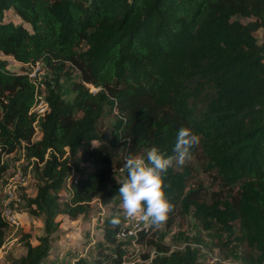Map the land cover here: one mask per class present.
<instances>
[{"label": "trees", "instance_id": "16d2710c", "mask_svg": "<svg viewBox=\"0 0 264 264\" xmlns=\"http://www.w3.org/2000/svg\"><path fill=\"white\" fill-rule=\"evenodd\" d=\"M261 30L264 0H0V180L10 170L5 157L23 147L42 184L24 201L31 215L44 217L45 227V236L36 245L26 242V255L12 264H47L59 218L78 219L95 200L108 205L120 197L114 174L125 158L153 146L171 155L181 127L200 137L191 158L206 163L219 190L190 188V165L169 169V225L191 215L205 231L231 236L238 223L236 240L246 247L242 263L264 264ZM38 62L53 77L46 74L37 91L25 65ZM67 67L80 74L70 89L61 83L70 76ZM37 94L45 95L50 111L40 123L41 138L33 141L36 117L29 113ZM112 116L106 139L99 125ZM83 164L91 171L82 174ZM73 171L78 183H71L63 207L61 193ZM114 217L103 220L97 255L79 256L74 264L121 262L122 253L116 260L109 251L120 250L115 236L121 224L113 227ZM9 229L0 211V249ZM146 237L141 240L156 250L150 264H199L200 249L189 246L185 232L174 237L187 244L183 249L154 233Z\"/></svg>", "mask_w": 264, "mask_h": 264}, {"label": "rangeland", "instance_id": "374dc122", "mask_svg": "<svg viewBox=\"0 0 264 264\" xmlns=\"http://www.w3.org/2000/svg\"><path fill=\"white\" fill-rule=\"evenodd\" d=\"M16 22V21H15ZM16 24H18L16 22ZM29 28V26H27ZM261 42H264V30L258 33ZM8 61V65L15 70H20L17 63L12 58H4ZM29 69L28 66H25ZM45 68V67H44ZM47 74L46 68L44 69ZM69 77H63L61 83L64 87L70 89L75 82L80 81V74L75 70L67 67ZM48 75V74H47ZM45 77V76H44ZM48 77L52 79L51 73ZM91 89V87H90ZM92 91V89H91ZM98 91V89L96 90ZM66 99L73 101L74 95H66ZM115 117L107 118L99 125L101 134L109 138L112 123ZM35 138H41V129L37 125ZM38 141V140H37ZM147 151L138 153L137 156H145ZM26 152L20 148L14 154L8 155L6 159L10 164V170L7 174L8 179L16 173V167L23 170L29 176V186L25 189V195L34 198L37 195L38 188L42 185L37 178L34 163L26 158ZM201 158H191L186 165H190L193 169L192 178L190 180V188H198L203 185L208 190H219L217 184H214V179L211 175L204 171V165ZM185 165V166H186ZM175 167L176 170H183L184 167ZM92 167L85 164V171L90 172ZM116 174V173H115ZM114 179L122 181V175H115ZM71 194L69 182L64 186L61 193V205L64 207L68 203ZM86 209L87 214L80 216L78 219L63 215L59 218L62 221L61 228L57 235L54 236L52 242V257L47 264H52L59 259L66 264H71L79 256H85L89 259L94 258L100 246L104 242L102 228L103 220L111 216L113 213L120 219L123 218L122 200L120 197L114 198L108 205H102L98 200H95ZM20 226L15 229L11 228L7 232V239L4 246L0 249V264H12V261L26 255V242H31L36 245L38 238L45 236L44 217H34L30 214L25 202L16 209ZM179 232H185L192 240L190 243L198 246L200 249L199 264H243L241 255L245 251V246L236 240L239 236V224L235 225L233 235H220L216 232L205 231L201 224L197 222L191 215L182 218L177 216L175 222L169 225L166 222L156 226L154 229L155 238L164 244L174 247H181L184 244H177L174 237ZM102 243V244H101ZM114 253V249L109 250ZM153 252L152 248L143 243V253ZM142 264V263H140Z\"/></svg>", "mask_w": 264, "mask_h": 264}, {"label": "clouds", "instance_id": "9594fccd", "mask_svg": "<svg viewBox=\"0 0 264 264\" xmlns=\"http://www.w3.org/2000/svg\"><path fill=\"white\" fill-rule=\"evenodd\" d=\"M200 143V137L190 128L178 129L172 154L162 153L151 147L145 156L129 155L123 167L127 178L120 184L119 196L123 214L127 218L139 216L145 222L159 226L166 222L174 205L166 198L165 177L174 167H183L192 157V149ZM113 227L121 224L120 218L111 220Z\"/></svg>", "mask_w": 264, "mask_h": 264}, {"label": "built area", "instance_id": "2783aa9c", "mask_svg": "<svg viewBox=\"0 0 264 264\" xmlns=\"http://www.w3.org/2000/svg\"><path fill=\"white\" fill-rule=\"evenodd\" d=\"M28 66L29 69L26 70V74L28 75L29 79L35 84L37 91L43 89V80L45 73V68H43V65L38 62L36 64H29L25 65ZM91 87L93 93H96L97 89H95L92 86ZM50 111V105L45 97V95H36V102L34 106L32 107L29 115L36 117V121L34 123L35 128V135L37 132V125L40 126V123L45 119L46 115ZM34 135L33 141L39 140L36 139ZM22 149H24L22 147ZM25 151V149H24ZM26 152V151H25ZM14 154V153H13ZM8 156V155H7ZM6 156V157H7ZM26 156V155H25ZM5 157V159H6ZM8 160V159H7ZM85 164L82 165V174H86L87 172L84 170ZM115 175H122L123 180H118V184L120 185L126 178V170L125 168L118 169L115 171ZM78 173L74 172L72 173V176L68 179L69 185H71L72 182L75 184L78 183ZM3 180H6V183L3 182ZM0 180V211L2 218L4 221L8 224L9 228H15L17 229L20 226V222L18 219V216L16 214V209L18 206L22 205L24 201V195H25V189L29 186V176L25 174V172L19 167H16V173L13 177L8 179L7 175H5V179ZM156 228V225L151 224L150 222H145L142 219H140L139 216L134 218H127L125 215L121 219V226L119 227L117 233H116V242L117 245H119L120 250H114V258L116 260H119V252L122 253V260L120 263H114V264H150L152 259L156 255V250L152 248L153 252H147L143 253V242L141 240L143 235H146L149 237L154 233V229ZM146 237V238H147ZM187 244H184L181 247H174L173 249H183L184 246ZM147 246V244H146ZM192 248H198V246L195 247L193 244H189ZM199 249V248H198ZM144 255H149V259H144ZM54 264H66L63 262H56ZM74 264V263H71Z\"/></svg>", "mask_w": 264, "mask_h": 264}, {"label": "crops", "instance_id": "0c3cea01", "mask_svg": "<svg viewBox=\"0 0 264 264\" xmlns=\"http://www.w3.org/2000/svg\"><path fill=\"white\" fill-rule=\"evenodd\" d=\"M9 16H10V18H11L12 20L17 21V22H20V19L16 16L15 12L11 11V12L9 13ZM16 66H17V65H16ZM72 263H73V262H72Z\"/></svg>", "mask_w": 264, "mask_h": 264}]
</instances>
